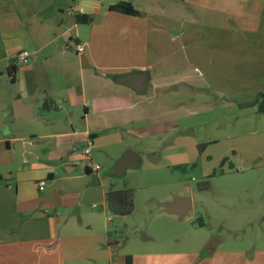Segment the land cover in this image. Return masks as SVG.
Instances as JSON below:
<instances>
[{
    "label": "crops",
    "instance_id": "1",
    "mask_svg": "<svg viewBox=\"0 0 264 264\" xmlns=\"http://www.w3.org/2000/svg\"><path fill=\"white\" fill-rule=\"evenodd\" d=\"M104 1L0 0V122L7 127L0 129V166H6L0 172V264H124L108 246L89 235L60 229L58 219L46 216L47 210L64 202V195L58 192V200L52 191L60 164L71 173L79 162L87 173L82 151L89 140L92 149L121 143L124 127L152 121L156 113L161 115L157 108L167 104H183L181 90L166 93L171 61L180 60L176 69L189 72L180 84H206L214 69L213 54L206 49L217 40L235 37L241 44H254L255 59L263 65L264 0H119L145 14L141 23L138 17L109 11L117 2ZM77 16H89L91 22L79 24ZM235 28L244 29L246 36L232 37ZM138 44L144 45L143 53ZM23 50L31 62L19 68L16 57ZM10 66L15 68L13 81ZM199 68L208 69L201 74L204 79L194 73ZM244 69L255 74L252 66ZM133 71L149 73L146 95L112 80ZM16 99L35 103L36 118L14 120L11 109ZM129 133L135 134L133 129ZM40 182L45 183L42 192ZM54 192L55 204L49 200ZM33 214L38 218H29ZM220 243L203 257L196 251L135 252L124 260L125 264H203V258L218 256L217 264L263 263L256 255L249 261L239 251L216 252Z\"/></svg>",
    "mask_w": 264,
    "mask_h": 264
},
{
    "label": "rangeland",
    "instance_id": "2",
    "mask_svg": "<svg viewBox=\"0 0 264 264\" xmlns=\"http://www.w3.org/2000/svg\"><path fill=\"white\" fill-rule=\"evenodd\" d=\"M140 13L137 23L146 17ZM235 35L240 39L246 33L235 28L232 37ZM234 38L217 40L206 49L214 58L206 84H180L179 79L189 72L176 69L180 60H170L173 65L166 70L172 74L166 76L170 79L166 93L181 90L184 103L167 104L157 108L161 115L156 113L152 121L124 127L121 143L92 149V162L100 167L96 174L85 173L79 162L71 173L60 164L52 191L58 200V192L64 195V202L46 211L47 217L58 219L57 227L91 236L108 246L114 258L123 257L124 264L135 252L196 251L203 257L215 240L221 242L216 252L239 251L249 261L256 255L263 261L259 264H264V115L255 106L244 107L264 93V62L261 66L255 59L254 44H241ZM138 47L143 53L144 45ZM212 58H208L210 62ZM246 65L252 66L255 74L244 69ZM195 71L204 79L201 74L208 69ZM36 112L39 114L38 109ZM82 149V144L77 146L75 155ZM126 151L139 157V166L126 168L121 176L110 174ZM5 170L6 166H0V172ZM106 189L131 191L130 214L115 215L107 209ZM175 196L191 200V211L183 220L160 211L161 205ZM217 261L218 256L203 258V264Z\"/></svg>",
    "mask_w": 264,
    "mask_h": 264
},
{
    "label": "water",
    "instance_id": "3",
    "mask_svg": "<svg viewBox=\"0 0 264 264\" xmlns=\"http://www.w3.org/2000/svg\"><path fill=\"white\" fill-rule=\"evenodd\" d=\"M113 82L121 86L127 87L133 90L138 95H146L148 91L149 84V73L146 71H133L127 74L117 75L113 79ZM35 103H23L22 100L16 99L12 104V116L13 119L18 120H32L35 119L33 113V107ZM6 116L10 112L5 113ZM5 123L0 122V129H7ZM140 164L139 157L132 151H126L120 159H118L110 170V174L121 176L126 168H137ZM56 195L55 192L50 195L49 200L55 204L53 196ZM57 198V195H56ZM59 204V203H58ZM191 200L187 196H175L171 201L165 202L161 205L160 211L167 215H172L178 218L186 217L191 211ZM217 240L213 241L211 245L207 248V254H212Z\"/></svg>",
    "mask_w": 264,
    "mask_h": 264
},
{
    "label": "trees",
    "instance_id": "4",
    "mask_svg": "<svg viewBox=\"0 0 264 264\" xmlns=\"http://www.w3.org/2000/svg\"><path fill=\"white\" fill-rule=\"evenodd\" d=\"M108 10L128 16H134V17L141 16V13L137 11L131 3L125 1H120L117 2L116 4L109 6ZM90 22H91V17L89 16H77V23L79 24H88ZM14 73H15V68L10 66L9 74L11 77V81L14 80ZM251 106L252 107L255 106L257 108V112L264 115V93L260 94L256 98V100H254L250 104L245 105L244 107H251ZM85 171L88 173V169H85ZM105 203L107 209L112 214L120 215V216L128 215L132 211V193L130 190L117 191L113 189H108L105 193Z\"/></svg>",
    "mask_w": 264,
    "mask_h": 264
},
{
    "label": "built area",
    "instance_id": "5",
    "mask_svg": "<svg viewBox=\"0 0 264 264\" xmlns=\"http://www.w3.org/2000/svg\"><path fill=\"white\" fill-rule=\"evenodd\" d=\"M76 13L82 14L81 9H77ZM31 62V56L28 51L23 50L20 53L17 54L16 57V64L19 68H23L29 65ZM93 148V143L91 140L88 141L87 146L82 151V156L85 158L84 167L88 169L90 172L96 173L100 170V167L92 162L91 157V149ZM44 182H40L38 185V190L42 192L44 190Z\"/></svg>",
    "mask_w": 264,
    "mask_h": 264
}]
</instances>
